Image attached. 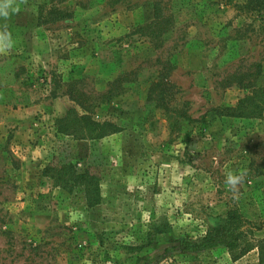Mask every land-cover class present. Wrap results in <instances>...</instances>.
Masks as SVG:
<instances>
[{"label": "rangeland", "instance_id": "rangeland-1", "mask_svg": "<svg viewBox=\"0 0 264 264\" xmlns=\"http://www.w3.org/2000/svg\"><path fill=\"white\" fill-rule=\"evenodd\" d=\"M154 2L173 21L164 33ZM32 3L38 15L10 18L16 44L0 55V264H259L256 245L235 259L200 240L232 208L254 223L243 226L248 243L264 238V108L217 113L264 86V9ZM82 114L119 130L71 133L64 118ZM62 164L96 176L97 204L87 183L51 177ZM240 169L248 176L234 200L224 174Z\"/></svg>", "mask_w": 264, "mask_h": 264}, {"label": "trees", "instance_id": "trees-1", "mask_svg": "<svg viewBox=\"0 0 264 264\" xmlns=\"http://www.w3.org/2000/svg\"><path fill=\"white\" fill-rule=\"evenodd\" d=\"M231 3L236 8L244 9L247 13L260 15L264 9V0H242L233 1ZM154 19L152 24L157 27V32L164 33L169 27L173 26V21L167 12H164V7L160 5V2H154ZM263 15V14H262ZM255 71L252 73L259 74L261 71V63L255 65ZM243 77V76H241ZM245 78H241L238 84H242ZM250 81L244 82V86H249ZM252 87L253 85L250 84ZM250 93L246 94L241 98L232 112L228 109V112L217 111L219 115L227 114L232 116H251L254 111L264 108V86L253 88ZM262 96V98H260ZM258 98V99H257ZM250 107V108H249ZM64 120H70L69 126L74 125V129L71 133H76L81 137L86 138H101L108 134L117 132L119 126L113 122L104 121L98 122L90 119L86 114L76 115L73 118H64ZM53 166L48 165L45 168V174L50 175ZM67 170H66V169ZM65 175L74 177V181L78 183L85 182L86 184V201L88 205L97 204L100 201L99 184L97 183L96 176L90 171L85 170L83 172L76 171L71 164H62L58 168L56 174L52 173L51 177L56 179H62L64 181ZM246 224H254L248 220L237 209H230L225 217H218V220L207 230L206 234L201 238V243L205 247H213L218 244L225 245L232 253V257L237 259L246 254L253 246L258 247L259 253V264H264V238L259 239L256 243L251 244L246 240L248 229H244L243 226ZM260 229L261 226H255ZM163 232L164 230H158Z\"/></svg>", "mask_w": 264, "mask_h": 264}, {"label": "clouds", "instance_id": "clouds-1", "mask_svg": "<svg viewBox=\"0 0 264 264\" xmlns=\"http://www.w3.org/2000/svg\"><path fill=\"white\" fill-rule=\"evenodd\" d=\"M22 9L31 11L33 15H38L39 6L37 3L29 4V0H0V55H9L15 47L16 41L13 33L9 30L8 21L14 15H18ZM224 183L227 189L232 192L233 199L239 198L240 186L248 176L247 169L238 171L228 170L225 172Z\"/></svg>", "mask_w": 264, "mask_h": 264}]
</instances>
